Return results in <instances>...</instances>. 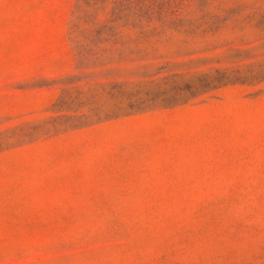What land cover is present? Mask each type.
<instances>
[{
    "label": "rangeland",
    "instance_id": "rangeland-1",
    "mask_svg": "<svg viewBox=\"0 0 264 264\" xmlns=\"http://www.w3.org/2000/svg\"><path fill=\"white\" fill-rule=\"evenodd\" d=\"M0 264H264V0H0Z\"/></svg>",
    "mask_w": 264,
    "mask_h": 264
}]
</instances>
